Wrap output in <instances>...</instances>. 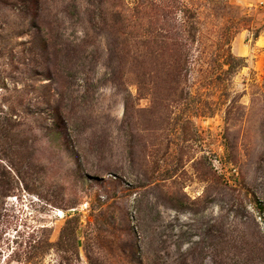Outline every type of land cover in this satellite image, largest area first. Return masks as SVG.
Returning a JSON list of instances; mask_svg holds the SVG:
<instances>
[{"label":"rangeland","instance_id":"obj_1","mask_svg":"<svg viewBox=\"0 0 264 264\" xmlns=\"http://www.w3.org/2000/svg\"><path fill=\"white\" fill-rule=\"evenodd\" d=\"M0 264H264V0H0Z\"/></svg>","mask_w":264,"mask_h":264}]
</instances>
